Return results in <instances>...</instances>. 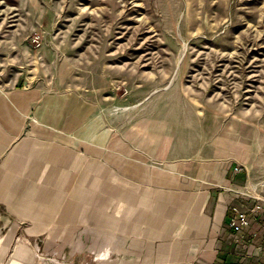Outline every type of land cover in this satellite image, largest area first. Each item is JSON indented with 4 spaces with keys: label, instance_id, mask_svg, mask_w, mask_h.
<instances>
[{
    "label": "rangeland",
    "instance_id": "rangeland-1",
    "mask_svg": "<svg viewBox=\"0 0 264 264\" xmlns=\"http://www.w3.org/2000/svg\"><path fill=\"white\" fill-rule=\"evenodd\" d=\"M24 80L162 118L181 149L225 139L238 183L264 178V0H0V82ZM247 242L232 264L259 263ZM137 260L126 232H48L0 208V264Z\"/></svg>",
    "mask_w": 264,
    "mask_h": 264
},
{
    "label": "crops",
    "instance_id": "crops-1",
    "mask_svg": "<svg viewBox=\"0 0 264 264\" xmlns=\"http://www.w3.org/2000/svg\"><path fill=\"white\" fill-rule=\"evenodd\" d=\"M25 82H0L3 214L48 232H126L138 264H232L247 241L263 260L260 222L227 224L225 188L244 180L225 139L181 149L162 118L132 123L80 91Z\"/></svg>",
    "mask_w": 264,
    "mask_h": 264
},
{
    "label": "built area",
    "instance_id": "built-area-1",
    "mask_svg": "<svg viewBox=\"0 0 264 264\" xmlns=\"http://www.w3.org/2000/svg\"><path fill=\"white\" fill-rule=\"evenodd\" d=\"M240 171V166L233 167V172ZM239 202L230 204L227 224L231 229L240 230L250 224V220L260 222L264 230V178L251 181L249 178L241 184L225 188ZM259 264H264L263 260Z\"/></svg>",
    "mask_w": 264,
    "mask_h": 264
}]
</instances>
